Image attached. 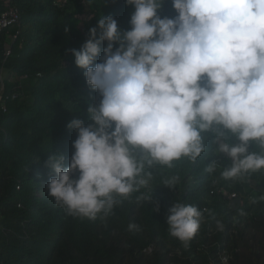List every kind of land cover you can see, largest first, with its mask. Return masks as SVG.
Wrapping results in <instances>:
<instances>
[{
    "label": "clouds",
    "instance_id": "9594fccd",
    "mask_svg": "<svg viewBox=\"0 0 264 264\" xmlns=\"http://www.w3.org/2000/svg\"><path fill=\"white\" fill-rule=\"evenodd\" d=\"M170 2L176 14L162 17L163 0H125L133 9L129 30L101 15L79 50L66 49L100 97L87 109L90 123L67 124L76 132L67 166L63 154L47 161L54 172L47 194L67 215L103 219L134 193L138 204L152 201L159 211L148 169L196 161L204 133L213 130L214 151L231 159L223 179L264 169V154L249 151L252 142L264 149V0ZM217 167L212 162L205 171ZM176 182L162 183L171 189ZM205 212L211 214L176 200L166 217L169 234L189 247ZM216 228L224 230L221 220ZM139 230L129 223V232Z\"/></svg>",
    "mask_w": 264,
    "mask_h": 264
},
{
    "label": "trees",
    "instance_id": "16d2710c",
    "mask_svg": "<svg viewBox=\"0 0 264 264\" xmlns=\"http://www.w3.org/2000/svg\"><path fill=\"white\" fill-rule=\"evenodd\" d=\"M9 9L17 20L0 29V264H222L225 254L226 264H264V169L223 179L231 159L214 151L216 130L204 133L205 151L196 161L183 157L170 169H148L159 211L152 201L138 204L137 193L94 221L56 206L47 194L54 175L47 161L63 154L67 166L76 138L67 124L77 118L90 123L87 109L99 97L66 49L79 50L101 15H113L129 30L133 9L125 0H0V14ZM175 14L163 0L160 15ZM249 151L264 154L256 142ZM212 162L218 167L209 174ZM171 177L177 182L170 189L162 182ZM223 190L240 198L239 208L232 209ZM176 200L211 213L187 248L168 232L166 217ZM129 223L140 230L129 232Z\"/></svg>",
    "mask_w": 264,
    "mask_h": 264
},
{
    "label": "built area",
    "instance_id": "2783aa9c",
    "mask_svg": "<svg viewBox=\"0 0 264 264\" xmlns=\"http://www.w3.org/2000/svg\"><path fill=\"white\" fill-rule=\"evenodd\" d=\"M17 20V11L15 9L5 10L0 14V29L14 23ZM9 50H6L5 55L8 56ZM16 95H13L14 98ZM99 101L98 99L96 100ZM2 109L5 110V103L2 101ZM225 194V192H224ZM230 197H235V194H231ZM222 264H226L228 261V255L225 254L221 257Z\"/></svg>",
    "mask_w": 264,
    "mask_h": 264
},
{
    "label": "water",
    "instance_id": "95a60500",
    "mask_svg": "<svg viewBox=\"0 0 264 264\" xmlns=\"http://www.w3.org/2000/svg\"><path fill=\"white\" fill-rule=\"evenodd\" d=\"M240 204H241V200H240V198H234V199H232L231 201H230V206L232 207V209H237V208H239V206H240Z\"/></svg>",
    "mask_w": 264,
    "mask_h": 264
},
{
    "label": "rangeland",
    "instance_id": "374dc122",
    "mask_svg": "<svg viewBox=\"0 0 264 264\" xmlns=\"http://www.w3.org/2000/svg\"><path fill=\"white\" fill-rule=\"evenodd\" d=\"M0 72H1V70H0ZM1 91H2V86H1V82H0V93H1Z\"/></svg>",
    "mask_w": 264,
    "mask_h": 264
}]
</instances>
